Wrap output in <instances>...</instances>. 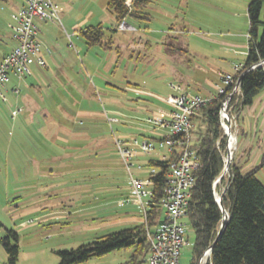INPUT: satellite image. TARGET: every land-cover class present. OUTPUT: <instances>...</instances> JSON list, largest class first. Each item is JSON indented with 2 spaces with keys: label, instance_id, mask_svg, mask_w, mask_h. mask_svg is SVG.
Instances as JSON below:
<instances>
[{
  "label": "rangeland",
  "instance_id": "1",
  "mask_svg": "<svg viewBox=\"0 0 264 264\" xmlns=\"http://www.w3.org/2000/svg\"><path fill=\"white\" fill-rule=\"evenodd\" d=\"M251 1L153 0L147 29L125 21L133 31L113 32L107 0H56L60 21L38 23L46 66L33 63L30 76L11 77L7 92L18 93L0 103V264H9L1 240L14 244L10 232L18 238L16 264H58L59 251L143 223L138 207L117 203L130 195V175L147 179L149 160L167 155L141 150L166 134L148 121L172 109L170 96L214 97L222 75L244 63ZM21 2L0 0V61L15 46L11 17ZM98 24L112 50L80 39V29ZM243 117L239 147L251 123L250 114ZM120 149L132 154L127 163ZM256 176L264 185V165ZM183 221L180 264H190L194 232ZM130 254L113 251L80 264H124Z\"/></svg>",
  "mask_w": 264,
  "mask_h": 264
},
{
  "label": "trees",
  "instance_id": "2",
  "mask_svg": "<svg viewBox=\"0 0 264 264\" xmlns=\"http://www.w3.org/2000/svg\"><path fill=\"white\" fill-rule=\"evenodd\" d=\"M125 1L107 0L106 9L116 22L111 31L116 32L122 21H131L147 29L153 19L148 11L153 0H131L129 7ZM263 4L264 0H252L247 6L249 27L246 58L241 69L232 74L233 85L242 76L239 94L229 98L232 87L227 88L225 94L215 95L191 116L193 125L189 143L196 153L199 166L192 172L194 187L187 211V221L194 232L190 264H197L208 248H211L210 264H264V185L256 176L264 165V155L258 166L243 171V163L236 151L227 174L221 177L227 137L219 116L223 100L229 98L228 114L236 118L237 132L240 113L252 106L264 90V65L258 66L264 60V22L260 19ZM78 35L88 48L99 46L104 50H112L114 47L113 40L106 38L101 24L80 29ZM146 46H149V42ZM178 153L179 148H174L171 154L167 152L162 159L149 160L147 166L151 168L150 172L154 170V173H149L152 196L146 209V219L142 215L143 223L98 237L74 249L59 251L58 264H80L92 257L120 250L131 251L124 264H145L148 252L146 228L151 229L160 219L159 202L166 187L170 164L177 160ZM218 178L219 182L213 186ZM226 186L222 205L229 219L217 238L222 211L216 202L215 193L221 195ZM9 234L14 237L15 243L11 244L6 237L1 240V244L8 255L9 264H16L18 238L13 232Z\"/></svg>",
  "mask_w": 264,
  "mask_h": 264
},
{
  "label": "built area",
  "instance_id": "3",
  "mask_svg": "<svg viewBox=\"0 0 264 264\" xmlns=\"http://www.w3.org/2000/svg\"><path fill=\"white\" fill-rule=\"evenodd\" d=\"M130 2L131 0H126V6L129 7ZM11 19L14 23L11 37L15 46L0 62V103L7 102V84L11 77L22 80L30 76V65L33 63L39 67L45 66L42 55L44 48L38 39V23L60 21L59 8L56 0H22V6L12 14ZM117 28L121 31L134 30L125 21H122ZM45 51L50 52L47 48ZM253 68L254 66L251 69ZM240 69L241 65L235 67V71ZM233 84L232 74L222 75L221 85L216 86V95L225 94L230 87L232 92L229 98L233 94H239L238 81L235 85ZM213 98L189 95L184 92L179 96H170L166 101L172 109L160 111L155 119L148 121L166 131V134L157 141H144L140 146L141 150L145 153L166 150L171 154L174 148H179V153L177 160L169 167L166 187L159 202L160 219L151 229L146 228L148 252L145 264H180L181 249L187 243V223L183 220H187L191 190L194 187L192 172L199 166L196 153L189 143L193 125L191 116ZM229 98L223 100L219 110L221 127L227 137L226 152L230 151V140L234 138L235 142L237 128L236 118L228 114ZM15 114L16 112H13V115ZM228 129H230L229 132ZM120 153L126 163L132 156L127 150L120 149ZM126 165L129 171V165ZM150 173H154V170L152 169ZM129 184L130 195L119 200L117 205L124 207L133 204L140 209L146 219V209L152 196L149 177L140 180L130 175ZM218 197L219 194H215V198ZM210 254L211 249L208 248L197 264H210Z\"/></svg>",
  "mask_w": 264,
  "mask_h": 264
},
{
  "label": "crops",
  "instance_id": "4",
  "mask_svg": "<svg viewBox=\"0 0 264 264\" xmlns=\"http://www.w3.org/2000/svg\"><path fill=\"white\" fill-rule=\"evenodd\" d=\"M21 6H22V2H21V5H18V6L13 5V8L16 9L15 12ZM14 13H12V14H14ZM44 62H45V60H44ZM45 66H46V63H45ZM7 93L17 94L18 93V87H11L9 92L6 91V94ZM204 98H206V97H204ZM7 101H8V99H7ZM241 114L244 115L243 119H245V120L247 119L248 114H250L251 123L249 124V120L247 121L248 122V128H249V130H248L249 131V133H248L249 138H246V141L241 143L240 147L238 146V143H237L236 151L238 152V158H240V162L243 163V171H248V170L252 169V166H250L249 162L250 161L257 162L259 160V158L262 160V157L264 155V152L262 151V149L264 147V90L255 99L253 105L248 107V108H245L241 112ZM260 163H261V161H260Z\"/></svg>",
  "mask_w": 264,
  "mask_h": 264
},
{
  "label": "water",
  "instance_id": "5",
  "mask_svg": "<svg viewBox=\"0 0 264 264\" xmlns=\"http://www.w3.org/2000/svg\"><path fill=\"white\" fill-rule=\"evenodd\" d=\"M262 65H264V60L261 61V62L259 63L258 66H262ZM241 77H242V76H241ZM241 77H240L239 80H238V84H239V85H240ZM227 131L229 132L230 129H228ZM234 149H235V150L237 149V138H235V148H234ZM225 159H226V160H225V165H224V168H223V172H222L221 177H222L223 175L227 174L228 169H229V165H230L231 161L234 159V156H233V154H232L230 151L227 150ZM221 177H220V178H221ZM220 178H218V179L213 183V186H215V185L219 182ZM227 187H228V186H226V187L224 188L222 194L219 195L218 198H216V202L218 203L219 208H220V210L222 211V220H221V225H220V228H219V231H218V234H217V238H218L219 235L222 233V231H223V229H224V227H225V225H226V223H227V221H228V219H229V216H228L227 212L224 210L223 205H222V195L225 193ZM217 238H216V239H217ZM210 249H211V248H210Z\"/></svg>",
  "mask_w": 264,
  "mask_h": 264
},
{
  "label": "bare ground",
  "instance_id": "6",
  "mask_svg": "<svg viewBox=\"0 0 264 264\" xmlns=\"http://www.w3.org/2000/svg\"><path fill=\"white\" fill-rule=\"evenodd\" d=\"M234 144H235V142H234V138H233V139L230 140V142H229V148H230L231 153H232V150H233V148H234Z\"/></svg>",
  "mask_w": 264,
  "mask_h": 264
}]
</instances>
